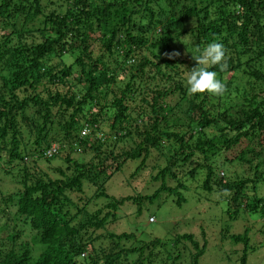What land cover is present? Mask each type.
Returning a JSON list of instances; mask_svg holds the SVG:
<instances>
[{
    "label": "trees",
    "instance_id": "trees-1",
    "mask_svg": "<svg viewBox=\"0 0 264 264\" xmlns=\"http://www.w3.org/2000/svg\"><path fill=\"white\" fill-rule=\"evenodd\" d=\"M43 1L0 0V27H11L0 36V163L11 168L26 153L42 158L55 147L51 157L43 158L49 162L67 148V166L53 170L56 178L39 174L31 179L25 172L20 188L3 196L2 213H13L0 227V264H124L122 259L132 255L135 260L128 264H153L156 249L166 246L162 239L152 242L156 246L151 248L124 250L114 239L132 235H99L94 240L109 238L110 243L107 252L97 255L91 235L105 227L111 214L98 220L82 206L72 216L70 194L94 187L96 194L89 200L106 198L105 184L122 160L136 161L142 155L145 159L152 151L162 153L164 147V167L152 178L161 180L158 189L145 197L112 198L107 207L116 209L124 201H146L150 206L163 193L173 197L177 207L192 200L196 208L204 194L216 197L214 204L223 205L228 221L249 206L264 217V199L256 194L264 181V0ZM213 41L225 45L228 70L220 72L218 66L209 70L219 73L228 93L223 98L207 94L187 98L181 67L187 72L197 67L196 49ZM94 43L100 48L97 55L90 50ZM137 51L144 52L140 58ZM182 54L185 60L180 59ZM66 55L74 57L78 74H73V66L64 65ZM121 73L128 79L117 96L111 85ZM72 75L77 85L69 87ZM28 90L31 94L19 96V91ZM139 97L142 105L134 109L131 104L136 105ZM182 101L187 104L183 110ZM30 104L38 107L31 116L26 110ZM17 117L24 122L29 144L17 128ZM106 119L108 134L101 127ZM123 140L133 147L115 156V145ZM72 152L90 157L82 161L72 158ZM234 162L247 165L250 176L225 177L220 171ZM167 178L176 185L168 186ZM194 183V188L188 187ZM83 212L87 216L76 225ZM27 229L40 237L41 251L34 259L29 242H18V230ZM230 238L234 244L243 243L239 264H246L247 232ZM170 239L178 245L189 242L196 251L191 264H198L205 246H199L194 235ZM112 248L117 249L115 256ZM172 260L175 264L179 256Z\"/></svg>",
    "mask_w": 264,
    "mask_h": 264
},
{
    "label": "rangeland",
    "instance_id": "rangeland-1",
    "mask_svg": "<svg viewBox=\"0 0 264 264\" xmlns=\"http://www.w3.org/2000/svg\"><path fill=\"white\" fill-rule=\"evenodd\" d=\"M43 2H45V0ZM9 32H11V27L9 29L0 27V36L8 34ZM13 45L14 44H10V46ZM99 49L96 43L92 44L90 48L94 55L99 54ZM177 51L181 52L182 48H179ZM143 53V51H137V58H140ZM158 54H161V52ZM185 58L186 55L184 54L180 56L181 60H185ZM63 61L65 66H73L72 71L74 75L78 74V67L73 65V56L66 55ZM181 69L185 72L183 76L186 77V66L181 67ZM116 72L118 73L119 69ZM74 78L73 75L68 78L69 87L77 85V81L74 80ZM117 78L119 81L116 80V84L114 86L112 84L111 88L118 96L119 90L124 88V81L126 82L128 78L124 73L119 74L116 79ZM147 81L149 82V80ZM148 82L145 84H148ZM245 86L247 88L249 87L247 81L245 82ZM62 92H66V88H63ZM18 93L19 96H23L31 94V91H19ZM146 94L149 97L151 96L149 92ZM186 96L187 98L192 97L188 92ZM111 98L112 94L109 93L107 99L110 100ZM140 98L141 97L137 99L136 105L131 104L134 109H138L137 107L142 105L139 101ZM173 101L174 100H172V102ZM186 106L187 104L184 101L179 104L182 110ZM36 109H38V107L30 104L29 107L26 108L27 114L31 116L32 112ZM16 119L17 128L22 135H24L25 140L27 138V129L21 118L17 117ZM108 124V119L101 123V127L107 134L110 133ZM108 141L114 142L111 137H109ZM26 143L29 144V141ZM132 147L133 143L131 141H120L115 145L114 155H122V153L128 152ZM31 148L30 146L27 149L29 153L33 152ZM236 150L237 149H235V152ZM67 152H69V150L64 148L62 153L49 162L45 161L46 159L43 158L44 156L38 158L35 154L28 155V153H26V155L23 156V161L21 163L15 161V165L11 168H5L3 167L5 164L0 163V227L6 221V216L9 214L12 216L13 213L11 210L2 213L4 208V204L2 203L3 196L11 195L20 188L21 185H19L18 182L23 181L25 172L31 179L39 174H48L54 178L58 177V174H55L53 170L56 168H66L67 164L64 159ZM70 155L72 158L82 161H87L90 157V155L73 152ZM166 158V148L164 147L162 153L152 151L145 159H143L142 155L136 161L127 159L124 162V160H122L123 164L121 167L112 174L111 178L105 184L104 193L107 195L106 198L100 197L89 200L88 198L90 196L92 197L93 193L96 194L94 187L85 189L83 194H70L74 199V205L69 207V213L72 216L75 214V208H80L82 206L88 212L89 216L92 215V217L98 220L102 219L108 212L111 214L112 218L109 219L105 227L100 228L95 234L88 232V234H92L90 240L92 243L94 242L97 255L100 256L102 252H107L110 240L109 238L107 240L105 238L94 240L95 237L99 235L105 236L106 234L117 236L126 233L132 235L133 238L114 239V242L117 243L121 249L126 250L136 246H150L151 248L156 246L152 242H155L157 239H162L164 241L163 245L166 246L165 248L156 249V256L153 264H171L174 262L172 259L176 256H179V261L175 262V264H191V254L192 252L194 253L195 249L192 248L189 242H181L178 245L171 243L172 239H170V236L176 234L190 233L195 236V241L199 243V246H205L203 255L198 258V264H239L243 254V243L234 244L231 242L230 237L232 235L243 236L244 233L247 232L248 250L246 264H264V217L261 216L259 211L251 210V206L238 211L235 219L230 221H228L224 209H221L223 205L216 206L214 204L216 197L211 195L203 197L204 194L200 195L202 201L199 202L196 200V208H192V200H190V203L188 202L181 207H177L173 204L174 198L168 197L167 194L163 193L159 195L158 201L150 206L145 205L146 201H142L140 204L138 202L132 203L131 201H124L122 204H118L116 209L107 207L112 198L121 200L127 196L145 197L147 195H152L155 190L158 189L161 182V180L154 181L152 178L164 167ZM236 163L237 162L225 165L220 172H223L225 177L229 176L232 180L250 176L247 165H238ZM106 164H109V161L106 162ZM140 165L142 166L141 169H139ZM114 166L115 165H113V167ZM233 172L234 175H232ZM166 180L168 186L176 185L175 180H171L170 178ZM197 183L189 185L188 187L194 188ZM256 194L264 199V181L258 184V193ZM203 199L208 200L206 204ZM84 203L87 205L85 206ZM138 209L141 211L140 214H137ZM87 212H83L78 220H76V225L87 216ZM18 232H20L18 242L25 243V241H28V248L31 250V258L34 259L38 257L41 251V246L37 241L40 239L39 235L29 229H27V231L18 230ZM81 234H84V232H81L80 235ZM6 236L7 234L5 233L4 237ZM116 251L117 249L114 250V248H112L111 256H115ZM169 259L171 261H169ZM127 260L122 259V262L124 264H128L129 262L132 263L135 260V256L132 255Z\"/></svg>",
    "mask_w": 264,
    "mask_h": 264
},
{
    "label": "clouds",
    "instance_id": "clouds-1",
    "mask_svg": "<svg viewBox=\"0 0 264 264\" xmlns=\"http://www.w3.org/2000/svg\"><path fill=\"white\" fill-rule=\"evenodd\" d=\"M196 52L199 54L193 55V59L197 62L198 66L186 73L188 94L190 96L207 94L223 98L228 93L227 84L220 78L217 71L209 69L218 66L220 72L228 70V52L225 45L221 42L213 41L208 43L202 50L197 48ZM48 150L44 153L46 154Z\"/></svg>",
    "mask_w": 264,
    "mask_h": 264
},
{
    "label": "built area",
    "instance_id": "built-area-1",
    "mask_svg": "<svg viewBox=\"0 0 264 264\" xmlns=\"http://www.w3.org/2000/svg\"><path fill=\"white\" fill-rule=\"evenodd\" d=\"M132 63V62H129V64ZM84 132H82L83 134ZM56 149L55 147H51L47 152H46V157H51L54 153H55Z\"/></svg>",
    "mask_w": 264,
    "mask_h": 264
}]
</instances>
